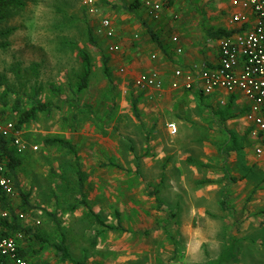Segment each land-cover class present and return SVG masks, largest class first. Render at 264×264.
Here are the masks:
<instances>
[{
    "label": "rangeland",
    "instance_id": "rangeland-1",
    "mask_svg": "<svg viewBox=\"0 0 264 264\" xmlns=\"http://www.w3.org/2000/svg\"><path fill=\"white\" fill-rule=\"evenodd\" d=\"M21 1L24 6L8 11L0 23V76L8 91L5 94L0 88V119L18 122L19 115L12 109L17 100L23 109H30L35 102L52 107L50 113H39L20 129L22 138L37 145L38 151L22 154L11 145L23 164L17 171L21 191L15 190L10 203L19 218L24 216L21 223L46 241L43 247L32 240L41 248L28 259L46 264H208L207 249L202 254L191 252L190 239H185V252L190 254L182 256L183 240L178 236L181 229L187 234L185 225L176 221V212L166 213L168 205L175 207L178 199L192 194L191 189L180 190L182 181L189 187L195 172L207 171L208 165L201 169L193 159L194 154L204 155V144L176 138L166 141L149 127L156 117L149 109V98L135 85L136 78L147 70L136 67L140 58L136 51L142 50L144 37L135 29L142 26L140 7L128 11L134 0H93L92 6L85 4L87 0ZM184 1L197 17L192 2ZM194 1L201 3L207 22L209 3L215 0ZM177 16V21L182 19ZM103 18L115 24L114 41L122 53L109 54L111 42L97 34ZM7 30L12 31L5 33ZM90 30L97 46L88 43ZM134 33L138 41H133ZM80 50L88 51L93 63L90 85L83 91L77 86L83 70ZM115 56L120 60L110 67L111 83L103 61ZM5 95L6 105L1 99ZM134 101L140 119L134 116ZM49 136L71 141L79 164L76 166L66 150L46 148L43 141ZM242 139L237 140L233 152L249 155V166L237 161L228 166L234 169L237 181L247 178L252 184L253 177L257 184L253 192L264 194V178L260 180L254 170L264 160L258 161L252 151L245 152L248 146ZM208 145L215 153L230 155V144L223 137ZM168 166L174 171L168 169L170 173L164 176L157 173ZM76 167L83 172L82 189ZM99 190L104 196H99ZM20 192L29 195L32 210L26 209ZM98 202L100 206H96ZM63 241L72 262L63 263L52 247Z\"/></svg>",
    "mask_w": 264,
    "mask_h": 264
},
{
    "label": "crops",
    "instance_id": "crops-1",
    "mask_svg": "<svg viewBox=\"0 0 264 264\" xmlns=\"http://www.w3.org/2000/svg\"><path fill=\"white\" fill-rule=\"evenodd\" d=\"M136 1L140 3L143 20L142 26H136L135 29L144 34L142 46H140L144 49L136 51V54L140 56L137 59L136 67L147 68L146 72L156 70L164 79V88L160 91L152 88L144 90L136 88L141 95L149 98L147 101L149 109L152 114H155L156 118L153 124L149 123V127L151 131H155L154 135L165 136L166 141L176 138L178 141L204 144V155H201L202 153L194 154L193 159L201 169H205L202 167L208 165L207 171L195 172L196 178L193 179L189 187L182 181L181 186L184 190L182 187L180 190L185 193V190L190 191L191 189L192 194H185L183 198L177 200L175 207L168 205L167 208L166 213L176 212V221L184 224L186 228L187 234L185 230H179L178 238L183 240L180 253L183 257L185 254H190L188 251L185 252V244H187L185 239H190L191 252L202 254L204 248L207 249L208 264H264V194L259 191L253 192L257 186L253 177L252 184L248 182L247 178H240L241 180L237 181V178L233 177L234 169H231L234 161H237V164L249 166L247 164L248 160L250 161L249 155L243 154L242 156L233 152L237 140L240 141L242 137L248 146L244 151H252L258 161L264 160V156L257 157L254 151V140L250 135L253 127L246 119L250 105L248 100L241 92L230 94L218 91L211 96H203L197 91L173 90L170 85L173 80V72L177 68L188 70L194 64L208 68L215 67L219 58L220 41L242 29H250V25L255 21V16L250 9L232 6L233 0L210 2L207 22L205 21V12L200 8L201 3H195L194 0H189V3L192 2L193 9L200 15L197 14V17L192 10H189L184 0H134L133 2ZM146 1L165 4L166 8L161 20L153 21L148 17L144 6ZM199 1L206 3L208 0ZM237 13H243L248 22L232 25V16ZM177 14L182 17L179 21L174 19ZM149 29L157 36L161 42L160 45L151 38ZM206 29L223 30L227 34L221 38L213 39L207 35ZM202 32L203 34H201ZM135 35L137 34L134 33L132 39L138 41L139 39L136 40ZM174 36L179 39L177 44L172 42ZM113 42L116 43L114 40ZM177 48L183 49L181 55L177 54ZM148 54L149 56H147ZM153 55L157 56L155 60L152 59ZM119 60V56L110 59L108 64L110 71V67L116 66ZM172 123L178 127V133L175 136L170 134L168 128V125ZM218 137L219 140L223 137L225 142L230 144V155L215 153L213 147L208 145V143L217 142ZM74 147L76 149L75 145ZM260 163L264 162L255 165L254 170L261 180L264 178V165H260ZM168 169L172 170L173 168L171 166H168L167 169L161 167V172L157 173L164 176L170 173ZM246 169L244 168L247 172ZM80 171L83 173L82 170ZM167 183L169 184L168 180ZM167 183L166 189L169 188ZM97 193L99 196H104L103 191L99 190ZM96 206H100V202L96 203ZM168 209L170 210L168 211ZM1 212L0 210V215ZM94 215L102 222L98 215ZM96 217L95 219H97ZM236 226L240 229H235ZM34 241L23 237L19 241L20 251H28V256H33L32 253L34 254L36 249L41 248ZM55 245L59 244H53L52 247L54 248ZM127 253L132 256L131 251L128 250ZM234 253L236 257L233 256ZM39 254L40 252H36V256ZM42 261H37L38 263L33 261L32 263L46 264L45 261L44 263Z\"/></svg>",
    "mask_w": 264,
    "mask_h": 264
},
{
    "label": "built area",
    "instance_id": "built-area-1",
    "mask_svg": "<svg viewBox=\"0 0 264 264\" xmlns=\"http://www.w3.org/2000/svg\"><path fill=\"white\" fill-rule=\"evenodd\" d=\"M86 5L92 6L93 0H87ZM148 17L153 21L161 20L165 4L163 2L146 1L144 4ZM232 6L250 9L255 21L250 29L235 32L224 37L220 41V52L218 62L213 68L192 65L188 70L177 68L173 72L171 88L173 90L197 91L203 96H211L218 91H225L230 94L241 92L249 102V112L246 119L250 122L253 130L250 135L254 140V151L257 157L264 156V0H233ZM175 20L178 16L174 17ZM247 17L243 13L232 16L231 24H246ZM97 34L112 43L108 44L109 54L121 51L120 46L114 43L117 29L113 21L103 18L97 30ZM139 36L135 35V39ZM172 42L177 44L179 39L174 36ZM178 55L183 53L182 48H177ZM157 56L153 55L152 59ZM135 85L138 89L152 88L158 91L164 88V79L156 71L140 74ZM170 134L175 136L178 127L172 123L168 125ZM0 137L11 141V145L19 153H26L28 150L38 151L37 145L29 144L22 138L20 130L14 121L0 119ZM0 189L8 196L15 194L13 180L7 176L6 160L0 149ZM2 217H7V212H1ZM20 218H24L20 215ZM23 239L22 234L15 236H4L0 234V260H6L9 264H33L29 259L20 254L19 241Z\"/></svg>",
    "mask_w": 264,
    "mask_h": 264
},
{
    "label": "trees",
    "instance_id": "trees-1",
    "mask_svg": "<svg viewBox=\"0 0 264 264\" xmlns=\"http://www.w3.org/2000/svg\"><path fill=\"white\" fill-rule=\"evenodd\" d=\"M24 3L21 0H0V23L4 22L8 16V11L13 10L16 7H23ZM140 3L136 1L135 3L131 4L128 7L129 12H133L135 9L139 8ZM12 30H7L5 33H10ZM207 35L210 36V38H221L225 36L227 33L223 30H213V29H206ZM149 34L151 38L158 43L159 45L161 42L157 38V36L154 34V32L149 29ZM88 43L97 46V41L95 40V37L90 30L88 32ZM79 59L82 62L83 70L82 73L78 76V90L83 91L87 89L90 85V80L93 72V63H92V58L91 55L88 51L86 50H80L79 52ZM109 58H105L103 63H104V71L105 74L108 78V80L112 83V74L109 69ZM0 88H4V93L6 94L8 91L6 89V82L3 77L0 76ZM6 96L5 95L2 99L3 104L6 105ZM138 102L134 101L132 104V109L134 112V116L137 119H140L139 117V110L137 106ZM13 112L18 114L19 120L16 123L17 124V129H23L25 126H28L32 121L36 120L39 113H50L52 111V107L50 105L44 104L42 102H35L32 104L30 109H23L21 106L20 100H17L15 104L12 107ZM43 145L46 148H59L62 150L68 151L75 160L76 166L79 164V157L77 150L75 149L74 145L69 141L66 140L63 137H57V136H49L44 139ZM0 149L3 153V156L6 160V166H7V176L10 177L13 180L15 190L20 189V183L18 180V175L17 171L18 169L22 166L23 161L20 157H18V154L16 153L15 149L11 146V141L8 139H4L3 137H0ZM77 168V167H76ZM76 174L79 178L80 181V189L83 188V175L81 171L77 168L76 169ZM20 195L22 196L23 204L26 207V209L32 210L33 207L29 205V195L24 194L20 192ZM10 197H8L1 189H0V210L1 211H6L8 213L7 217H2L0 215V234L4 236H15L18 234H22L24 238H28V240H35L36 243H40L41 246H45L46 241L43 237L40 235L36 234L33 232V229L28 228L24 226L21 223V220L18 215H16L14 208L12 207L10 200ZM85 206V202H82ZM93 214V212H92ZM96 217V216H95ZM97 222L104 225L98 217H96ZM59 225V223H58ZM55 250L61 257V261L63 263L66 262H72L65 246L64 242L59 245L54 246ZM21 250V248H20ZM20 254L22 257L27 258L28 256V251H20ZM0 264H9L6 260H0Z\"/></svg>",
    "mask_w": 264,
    "mask_h": 264
}]
</instances>
